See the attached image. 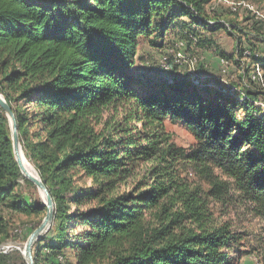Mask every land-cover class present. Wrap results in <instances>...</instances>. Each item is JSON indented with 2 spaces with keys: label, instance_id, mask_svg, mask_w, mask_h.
I'll use <instances>...</instances> for the list:
<instances>
[{
  "label": "trees",
  "instance_id": "1",
  "mask_svg": "<svg viewBox=\"0 0 264 264\" xmlns=\"http://www.w3.org/2000/svg\"><path fill=\"white\" fill-rule=\"evenodd\" d=\"M212 1L0 0V94L56 209L34 247L35 264L42 248L64 264H234L236 237L210 227L199 190L181 176L186 167L228 177L264 220V116L251 107L255 99L189 75L159 86L132 73L141 43L162 49L184 18L207 32L228 31L239 66L253 57L238 26L231 32L209 16ZM167 122L194 137L188 152L172 142ZM22 180L36 190L21 175L0 108V233L5 209L46 216L42 203L19 192ZM228 189L215 178L211 196ZM11 260L0 254V264Z\"/></svg>",
  "mask_w": 264,
  "mask_h": 264
},
{
  "label": "rangeland",
  "instance_id": "2",
  "mask_svg": "<svg viewBox=\"0 0 264 264\" xmlns=\"http://www.w3.org/2000/svg\"><path fill=\"white\" fill-rule=\"evenodd\" d=\"M207 12L210 17H221V22L231 32L233 27L238 26L242 33L236 37H242L244 50H253L254 56L248 57L249 54H246L239 66L236 64V42L228 31L207 32L184 18L170 27L162 49H153L148 43H141L132 69L133 75L148 84L159 86L182 80L189 75L195 84L201 82L225 88L239 95L242 101L250 95V99H255V104H251L254 112L264 116V68L258 64L259 60H264V39L261 38H264V0H214L207 6ZM186 32L196 35L198 43L196 39L192 42ZM175 44L183 46V60L172 56L164 64L162 61L166 52ZM221 52L227 55L229 64H224L227 62L220 59ZM195 58L197 63L189 64ZM166 128L172 142L179 148L188 152L195 145L194 137L182 125L167 122ZM146 168L141 169L142 174ZM181 176L199 190L210 227H226L236 237V253L230 254L236 256L234 264H264V220L256 215L255 208L237 192L232 180L217 170L203 171L192 167L183 168ZM215 178L229 184L230 189L224 191L222 196H211V183ZM20 183L18 190L29 204L43 202L37 189L27 187L24 180ZM87 185L90 186L91 182ZM2 214L6 227L5 233H0V254H11L12 264H27L24 258L27 240L43 219L7 212L6 209ZM41 250L42 264L65 263L60 258L54 259L44 248Z\"/></svg>",
  "mask_w": 264,
  "mask_h": 264
},
{
  "label": "water",
  "instance_id": "3",
  "mask_svg": "<svg viewBox=\"0 0 264 264\" xmlns=\"http://www.w3.org/2000/svg\"><path fill=\"white\" fill-rule=\"evenodd\" d=\"M0 108L3 110L9 125L10 136L12 141V149L15 161L20 169L22 177L33 184L38 193L42 198V206L46 209V216L40 226L30 235L27 240L24 258L27 264H35L34 261V247L40 242L44 236L48 234L50 229L54 224V219L56 215L55 202L51 196V193L45 183L42 181L40 175L37 173V176L30 174L25 166L24 162L27 159L23 150L22 142L20 139L18 122L16 115L6 101L3 95L0 94ZM28 161V160H27ZM37 172V171H36Z\"/></svg>",
  "mask_w": 264,
  "mask_h": 264
},
{
  "label": "built area",
  "instance_id": "4",
  "mask_svg": "<svg viewBox=\"0 0 264 264\" xmlns=\"http://www.w3.org/2000/svg\"><path fill=\"white\" fill-rule=\"evenodd\" d=\"M181 51H183V46L182 45H177L175 44L171 49H169L167 52H166V55L164 56L163 58V61L164 64H166L170 58L173 56L174 58H177V60H183V57H182V54H181ZM190 63H197V59L195 58L193 61H190ZM224 64H228V63H225L223 62Z\"/></svg>",
  "mask_w": 264,
  "mask_h": 264
},
{
  "label": "bare ground",
  "instance_id": "5",
  "mask_svg": "<svg viewBox=\"0 0 264 264\" xmlns=\"http://www.w3.org/2000/svg\"><path fill=\"white\" fill-rule=\"evenodd\" d=\"M24 166L26 168V170L32 174L33 176H37V172L35 171V169L32 167V165L27 161V159L24 162Z\"/></svg>",
  "mask_w": 264,
  "mask_h": 264
}]
</instances>
